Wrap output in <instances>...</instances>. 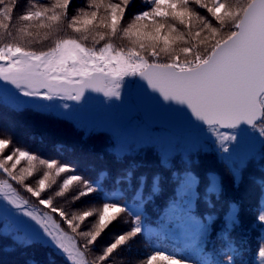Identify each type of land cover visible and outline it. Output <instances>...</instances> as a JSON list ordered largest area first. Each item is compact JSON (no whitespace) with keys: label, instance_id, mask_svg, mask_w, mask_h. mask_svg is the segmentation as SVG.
<instances>
[{"label":"snow or ice","instance_id":"1","mask_svg":"<svg viewBox=\"0 0 264 264\" xmlns=\"http://www.w3.org/2000/svg\"><path fill=\"white\" fill-rule=\"evenodd\" d=\"M141 2L144 7L133 12L135 0H85L73 12L74 0H0V82L24 97L80 103L89 90L119 99L125 80L138 78L145 93L151 90L181 106L193 129L205 128L225 159L232 160L242 146L264 148V0ZM11 145V137H0V213L21 226L14 243L29 247L50 242L71 264H125L124 253L146 233L144 205L158 193L159 181L153 177L146 195L147 178L141 176L133 191V173L128 171L127 192L106 191L103 173L92 180L70 162ZM22 161L27 166L18 169ZM41 168L42 176L29 182ZM62 174L68 175L58 183ZM233 174L238 183L239 169L233 168ZM194 183L191 177L185 180L189 192ZM210 188L218 194L220 180L214 177ZM92 195L102 197L100 205L93 202L84 210L76 206L69 211L56 202L62 198L75 206ZM258 220L264 223V212ZM86 221L92 227L83 231ZM114 223L128 227L97 252L99 239ZM238 224L234 208L225 227ZM206 233L207 227L201 228V240ZM237 251L226 242L227 264H233ZM258 256L264 260V246ZM157 262L193 264L160 249L127 264Z\"/></svg>","mask_w":264,"mask_h":264},{"label":"trees","instance_id":"2","mask_svg":"<svg viewBox=\"0 0 264 264\" xmlns=\"http://www.w3.org/2000/svg\"><path fill=\"white\" fill-rule=\"evenodd\" d=\"M84 3L85 0H74L73 12ZM143 7L141 0H135L132 11ZM85 43L90 45L91 42ZM42 46L34 45L36 48ZM132 80H125L119 89V99L103 95L81 101L86 103L85 109L91 119L94 122L99 120L98 128L76 122V119H82L80 113L85 110L80 111L79 104L75 110L68 103V109L61 108L65 104L63 102L61 105L58 102L53 109L45 107L48 106L45 102L23 105L0 89V137H11V147L28 150L41 158L70 162L86 178L98 180L103 173L106 191L124 189L127 192L124 177L128 171L133 173V191L141 176L147 178L146 195L153 177L159 181L158 193L154 197L149 196L144 205L146 233L137 239L131 252L124 253L125 264L129 259L145 258L153 249L173 253L193 264H210L212 260L217 264H227L224 255L226 242L238 250L233 253V264H264L258 256L259 248L264 246V223L258 220L264 212V148L259 144L252 149L242 146L232 160H227L215 145L201 148L191 138L193 132L174 136L161 129L147 128L130 99ZM130 106L134 110L133 116L128 115ZM76 111L77 118L74 116ZM127 117H136L141 126L130 133L124 131ZM24 166H27L26 161L17 167ZM233 168L239 169L238 183ZM43 171L41 168L35 172L29 182H35ZM66 175L57 178L58 183ZM188 177L195 181L190 192L185 187ZM214 177L221 182L218 194L210 188ZM20 191L28 196L22 189ZM101 199L100 195H92L82 198L75 206L66 204L62 198H57L56 202L73 211L76 206L81 210L92 207L93 202L99 206ZM40 208L47 211L43 206ZM234 208L238 209L239 224L228 230L225 219ZM91 227L92 224L86 221L81 230L87 231ZM127 227L123 223L111 225L99 239L96 251L99 252ZM203 227H207V233L201 240L199 233ZM20 231L9 218H0V264H71L64 254L44 243L18 246L12 237ZM67 231L71 234L70 230ZM75 238L78 243L83 242L81 237Z\"/></svg>","mask_w":264,"mask_h":264},{"label":"water","instance_id":"3","mask_svg":"<svg viewBox=\"0 0 264 264\" xmlns=\"http://www.w3.org/2000/svg\"><path fill=\"white\" fill-rule=\"evenodd\" d=\"M141 83L138 78H134L131 86V99L147 127L150 129H163L172 135L199 131L190 126L181 106L164 101L162 97L152 93L151 90L145 93L140 86ZM101 94L102 92L89 90L85 92L84 97H98ZM33 101L39 103L42 99L33 98Z\"/></svg>","mask_w":264,"mask_h":264},{"label":"rangeland","instance_id":"4","mask_svg":"<svg viewBox=\"0 0 264 264\" xmlns=\"http://www.w3.org/2000/svg\"><path fill=\"white\" fill-rule=\"evenodd\" d=\"M0 89L6 91L7 93H9L12 96H14L15 98H17L23 105H29V104H31L33 102V98L34 97H24V96L20 95L19 94V90L15 89V87L12 86V85H8V84H5L3 82H0ZM44 101L48 105H52V106L56 105L58 102L68 103L70 106L71 105L73 106V107H71L73 110L77 109V107H76L77 104H80L79 107L82 104L86 105L85 102L77 103L75 101H63V100H60V99H54L53 101H46V100H44ZM82 109H85V108H80V111ZM132 111H134L132 109V107L131 108L129 107L128 108V115H130V113ZM89 115H90V113L87 111V109L82 110V112L80 113V116L82 117L83 120L82 119H76V122H78L79 125L85 124L86 127H89V128H96V127L98 128L100 126V123L98 121H96V120L94 122V120L91 119V116H89ZM74 116L76 118L78 117V111L74 112ZM128 117L125 119L126 120V124L123 126V130L130 133V132H133L137 127H140L141 124H140L139 120L136 117H133L132 119L128 118ZM191 138L193 139V141H195L203 149L210 148V147H212V145H215L217 147V144L215 142V138L210 133H208L205 128L200 130V131H198L197 133L191 134ZM39 210L40 211H44L40 207H39ZM4 217L9 218L18 228L21 229V226L16 222V219H14L10 215H5L3 213H0V218H4ZM19 219H23L27 223H32L33 226L35 227L34 222L28 221L27 218L20 217ZM44 244L48 245L49 247H51L55 251L61 252L59 249H57L55 246H53L50 242L45 241ZM65 258H66V255H65Z\"/></svg>","mask_w":264,"mask_h":264}]
</instances>
